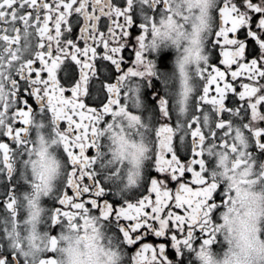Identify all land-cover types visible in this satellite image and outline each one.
<instances>
[{
    "label": "snow or ice",
    "instance_id": "1",
    "mask_svg": "<svg viewBox=\"0 0 264 264\" xmlns=\"http://www.w3.org/2000/svg\"><path fill=\"white\" fill-rule=\"evenodd\" d=\"M0 264H264V0H0Z\"/></svg>",
    "mask_w": 264,
    "mask_h": 264
}]
</instances>
